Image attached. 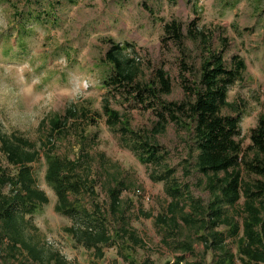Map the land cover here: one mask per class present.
I'll list each match as a JSON object with an SVG mask.
<instances>
[{
  "label": "rangeland",
  "instance_id": "374dc122",
  "mask_svg": "<svg viewBox=\"0 0 264 264\" xmlns=\"http://www.w3.org/2000/svg\"><path fill=\"white\" fill-rule=\"evenodd\" d=\"M174 24L180 27L179 39L166 28ZM19 38L24 47H18ZM112 44L124 49L123 59L134 61L135 83L154 86L162 72L170 81L169 93L141 104L122 86L106 87L111 67L105 57ZM210 52H219L227 66L234 57L245 62L242 80L230 89L228 101L242 112V180L254 185L264 179L244 162L256 158L249 135L264 116V0H0V136H16L40 151L32 172L48 197V204L26 217V238L40 250L43 262L28 253L9 255L3 243L0 264H56L57 258L63 264H174L181 253L164 245L166 231L156 223L170 199L163 183L150 177L166 167L193 199L207 204L209 193L195 169L191 123L185 116L174 121L161 104L193 99L186 88L197 83ZM106 99L129 130L156 143L163 167L142 164L130 149L131 140L107 125ZM222 115L234 114L224 109ZM51 120H67L62 133L50 136ZM52 148L53 156L78 160L79 173L91 186L93 194L71 200L92 218L106 220L115 246H103V258L75 241L69 231L78 228L74 220L54 210L56 199L44 179ZM0 168L11 170L1 155ZM117 186L122 192L113 212L108 191ZM9 192L2 189L4 195ZM242 203L230 213L240 211ZM168 238L192 244L195 258L187 255L189 261L218 260L187 227ZM226 243L234 252L232 243Z\"/></svg>",
  "mask_w": 264,
  "mask_h": 264
},
{
  "label": "trees",
  "instance_id": "16d2710c",
  "mask_svg": "<svg viewBox=\"0 0 264 264\" xmlns=\"http://www.w3.org/2000/svg\"><path fill=\"white\" fill-rule=\"evenodd\" d=\"M166 28L172 38L179 39L178 25ZM18 29L24 31V25L18 24ZM18 41L20 46L17 45ZM18 41L16 45L24 47L25 43L20 38ZM124 45L129 47L128 44ZM123 50L119 44H112L107 52L105 61L111 67V74L104 81L106 87L122 86L128 93L132 92L141 104L150 100L156 102L159 95L169 93L170 81L162 72L159 73V83L154 86L135 83L134 61L123 59ZM245 70L241 57H234L232 64L227 66L219 52H210L201 65L197 83L186 88L193 99L188 103L161 104L162 112L174 121L185 116L191 123L197 151L195 169L203 178L200 184L209 193L207 204L193 199L187 192V186H181L172 178V170L166 167L160 174L150 177L153 182L163 183L170 199L165 213L156 218V223L162 231H166L164 245L181 253L175 256L174 264H203V261L188 260L187 255L195 258L193 246L188 240L170 242L168 237L178 233L182 227L197 234V240L207 252L216 253L218 260L215 264H234L236 261L264 264V180L254 185L242 180V112L236 103L228 101L230 89L242 80ZM224 109L231 110L234 115L223 116ZM103 114L110 128L119 129L123 138L131 140L130 149L142 164L163 167V154L156 143L150 137L145 138L129 130L119 112L109 107L108 99L103 106ZM69 115L75 116V111L70 110ZM67 120L64 123L51 120L50 136L62 133ZM249 139L256 158L249 163L244 162L245 166L264 179V116H260L250 130ZM53 150H49L47 155L44 179L56 199L54 210L74 220L78 228H70L69 231L75 241L95 250L97 258H103L101 248L115 246L106 220L92 218L74 201L82 193L93 194L91 186L80 175L78 160L53 156ZM0 155L11 169L0 168V244L6 243L9 255L28 253L34 261L42 263L40 250L25 235L29 225L26 217L31 216L37 207L48 204V197L38 187L32 172V165L40 160V151L16 136H0ZM4 187L9 188V194H2ZM121 192L122 188L118 186L109 188V208L113 212L118 209ZM71 197L74 199L71 200ZM240 201H243L240 211L231 214L230 211L235 210ZM186 209L188 212H185ZM143 215L147 219L151 217V214ZM222 228L225 232L220 230ZM129 235L135 244L139 243L134 234ZM228 240L235 248L234 252L227 246ZM56 264L63 262L57 258Z\"/></svg>",
  "mask_w": 264,
  "mask_h": 264
}]
</instances>
